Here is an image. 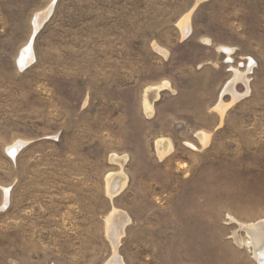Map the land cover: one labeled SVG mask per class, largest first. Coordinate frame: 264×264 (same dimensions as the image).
Returning a JSON list of instances; mask_svg holds the SVG:
<instances>
[{"label":"rangeland","instance_id":"374dc122","mask_svg":"<svg viewBox=\"0 0 264 264\" xmlns=\"http://www.w3.org/2000/svg\"><path fill=\"white\" fill-rule=\"evenodd\" d=\"M262 219L264 0H0V264H259Z\"/></svg>","mask_w":264,"mask_h":264},{"label":"bare ground","instance_id":"6f19581e","mask_svg":"<svg viewBox=\"0 0 264 264\" xmlns=\"http://www.w3.org/2000/svg\"><path fill=\"white\" fill-rule=\"evenodd\" d=\"M50 13V10H49ZM47 16V13L39 16L36 21V29L40 27L42 20ZM32 41V40H31ZM32 51V44H30L22 51L20 63L21 66L27 63V58ZM145 105L146 109H152V103L150 102V96L145 97ZM149 111V110H148ZM158 142V141H157ZM160 143V142H159ZM158 143V144H159ZM15 148V147H14ZM12 148V149H14ZM159 148V147H158ZM15 150L13 151V153ZM162 156V155H161ZM120 188V184H117L116 190L113 192H117ZM251 236L249 240H244L240 234L235 236L236 241L239 245H246L248 247H253L254 254L259 261V264L264 263V219L258 221L257 223L249 224V225H242Z\"/></svg>","mask_w":264,"mask_h":264},{"label":"water","instance_id":"95a60500","mask_svg":"<svg viewBox=\"0 0 264 264\" xmlns=\"http://www.w3.org/2000/svg\"><path fill=\"white\" fill-rule=\"evenodd\" d=\"M264 264V263H263Z\"/></svg>","mask_w":264,"mask_h":264}]
</instances>
